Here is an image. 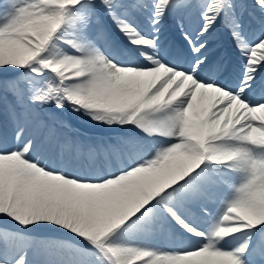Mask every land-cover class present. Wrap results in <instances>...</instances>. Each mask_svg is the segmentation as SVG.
Returning <instances> with one entry per match:
<instances>
[{
    "label": "snow or ice",
    "instance_id": "snow-or-ice-1",
    "mask_svg": "<svg viewBox=\"0 0 264 264\" xmlns=\"http://www.w3.org/2000/svg\"><path fill=\"white\" fill-rule=\"evenodd\" d=\"M0 264H264V0H0Z\"/></svg>",
    "mask_w": 264,
    "mask_h": 264
},
{
    "label": "bare ground",
    "instance_id": "bare-ground-1",
    "mask_svg": "<svg viewBox=\"0 0 264 264\" xmlns=\"http://www.w3.org/2000/svg\"><path fill=\"white\" fill-rule=\"evenodd\" d=\"M83 120L78 121V125L73 124L74 127L78 128L81 132V139H85L86 137H93L98 136L102 134V130L99 128H96L92 125L83 123Z\"/></svg>",
    "mask_w": 264,
    "mask_h": 264
},
{
    "label": "rangeland",
    "instance_id": "rangeland-1",
    "mask_svg": "<svg viewBox=\"0 0 264 264\" xmlns=\"http://www.w3.org/2000/svg\"><path fill=\"white\" fill-rule=\"evenodd\" d=\"M78 121H79V120H76L75 118H73L72 121H71V123H73V124H75V125H78ZM83 123H84V122H83ZM89 137H91V136H89Z\"/></svg>",
    "mask_w": 264,
    "mask_h": 264
}]
</instances>
